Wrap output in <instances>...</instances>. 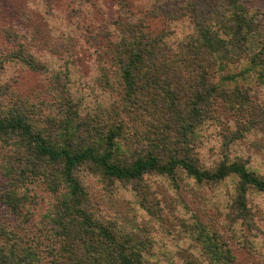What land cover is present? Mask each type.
Listing matches in <instances>:
<instances>
[{
  "label": "trees",
  "instance_id": "1",
  "mask_svg": "<svg viewBox=\"0 0 264 264\" xmlns=\"http://www.w3.org/2000/svg\"><path fill=\"white\" fill-rule=\"evenodd\" d=\"M192 10L191 25L184 31L189 41L181 48L170 42L169 31H155L143 19L142 27L137 23L122 26L125 32L121 30L123 35L112 60L125 80L128 101L132 100L125 114L138 122L149 111V130L156 129L154 134L146 132L138 137L144 142L139 146L143 151L132 164L113 161L121 151L116 134H109L105 150H98L94 146L99 136L95 127L76 126L74 122L81 119L74 113L72 93L55 95V100L51 96L59 111L60 142L54 139V130H45L35 122L41 110L39 104L26 103L20 109L0 111V142H10L17 150L18 163L4 168L11 183L21 187L42 179L57 198L67 189L74 206L84 215L82 223L72 220L66 224L63 218L57 222L54 218V234L45 236L39 232L21 235L12 221H3L0 216V264H42L45 247L50 248L54 264H180L161 261L158 250L153 251L155 245L166 249V243L153 245L148 237L146 241L138 233L123 234L111 226H97L96 220L86 216L82 210L85 192L76 171L88 162L95 164L97 172L124 181H140L155 173L177 182L178 170L182 169L199 187L215 190L233 185L227 218L232 228L244 223L251 228L255 211L250 206V195L264 194V178L241 162L220 160L209 168L206 162L193 160L191 154L203 133L207 137L210 130L215 140L221 141L222 149L228 146L226 143L258 136L264 130L262 111L260 115L263 107L254 99L257 87L264 91V0H213L206 14L197 12L196 6ZM253 33L262 36L261 47L255 52L248 46ZM29 57L25 64L38 70L39 64ZM48 120L53 126L57 123L53 118ZM82 130L87 137L80 135ZM221 137H225L224 144ZM52 165H56L59 182L53 180L50 184L49 178L41 176L50 177ZM17 189H12L13 198H7L16 209L22 199H27L26 194L18 197ZM145 203L140 206L151 211ZM192 219L191 235L200 245L199 254L209 264H231L235 257L226 250L221 235Z\"/></svg>",
  "mask_w": 264,
  "mask_h": 264
},
{
  "label": "rangeland",
  "instance_id": "2",
  "mask_svg": "<svg viewBox=\"0 0 264 264\" xmlns=\"http://www.w3.org/2000/svg\"><path fill=\"white\" fill-rule=\"evenodd\" d=\"M210 1L213 0H0V111L20 109L26 107V103L39 104L41 110L35 122L45 130H54V139L60 142L59 111L51 96L54 95L55 100V95L72 93L76 105L74 113L81 119L74 122L76 126L95 127L99 136L94 146L98 150H105L107 136L116 134L121 151L113 161L132 164L143 151L139 146L144 142L138 137L146 132L154 134L156 129L149 130L148 123L152 120L149 111L138 122L125 114L132 100L128 101L125 80L112 60L123 35L122 26L137 23L142 27L143 19L155 31L157 28L158 32L169 31L170 42L181 48L189 41L184 31L191 25L192 7L206 14ZM260 40L262 36L253 33L249 35L248 46L255 52L261 47ZM29 56L39 64H36L38 70L25 64ZM256 89L254 99L263 107L260 115L262 111L264 116V91ZM143 105L144 102L141 112ZM49 117L57 121L56 125L49 122ZM211 133L212 130L206 135L209 138L203 133L204 137L192 151L193 160L198 158L209 168L220 160L241 162L264 178V130L258 136L226 143L228 146H223L224 149ZM80 135L87 137L83 130ZM224 138L221 137L223 144ZM16 152L10 142H0V216L3 221H12L17 233L25 236L38 232L43 236L54 234V218L56 222L63 218L66 224L72 220L82 223L84 215L74 206L69 190H63L57 198L42 179L21 187L11 183L4 168L18 163ZM95 168L92 162L82 164L76 176L85 192L82 210L96 220L97 226H111L123 234L138 233L146 241L150 238L153 245L166 243V249H157L155 245L153 250H158L161 261L209 264L210 261L199 254L200 245L191 235L192 218H196L221 235L226 250L235 257L231 264H264V194L250 195V206L255 211L251 228L245 223L232 228L227 218L230 212L227 204H231L229 194L233 185L215 190L211 186L199 187L182 169L178 170L177 182H173L155 173L140 181H124L97 172ZM41 177L49 178L50 184L58 180L56 165H52L50 177ZM14 187H18V197L27 195L26 200H19L17 209L7 200L14 197ZM18 197L15 196V200ZM142 202H146L151 211L141 207ZM96 231L99 232V227ZM50 254V248L45 247L41 252L42 264H54Z\"/></svg>",
  "mask_w": 264,
  "mask_h": 264
}]
</instances>
